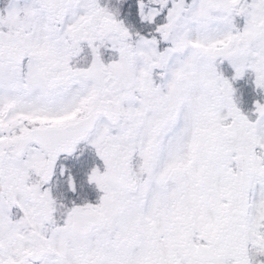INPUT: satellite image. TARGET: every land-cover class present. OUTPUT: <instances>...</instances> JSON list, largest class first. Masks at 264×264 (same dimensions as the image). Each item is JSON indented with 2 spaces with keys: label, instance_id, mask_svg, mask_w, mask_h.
I'll return each mask as SVG.
<instances>
[{
  "label": "snow or ice",
  "instance_id": "obj_1",
  "mask_svg": "<svg viewBox=\"0 0 264 264\" xmlns=\"http://www.w3.org/2000/svg\"><path fill=\"white\" fill-rule=\"evenodd\" d=\"M0 264H264V0H0Z\"/></svg>",
  "mask_w": 264,
  "mask_h": 264
}]
</instances>
